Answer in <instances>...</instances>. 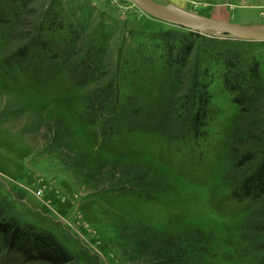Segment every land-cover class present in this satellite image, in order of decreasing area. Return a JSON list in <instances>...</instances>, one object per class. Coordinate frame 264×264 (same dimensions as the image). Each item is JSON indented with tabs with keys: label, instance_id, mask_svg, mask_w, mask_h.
<instances>
[{
	"label": "rangeland",
	"instance_id": "374dc122",
	"mask_svg": "<svg viewBox=\"0 0 264 264\" xmlns=\"http://www.w3.org/2000/svg\"><path fill=\"white\" fill-rule=\"evenodd\" d=\"M154 1L264 23V0ZM1 10V216L51 231L74 264H264V193L233 196L262 155L264 95L256 115L243 110L218 52L257 54L262 90L264 40L209 38L132 0ZM182 37L194 42L185 70L170 61ZM0 264L24 263L0 249Z\"/></svg>",
	"mask_w": 264,
	"mask_h": 264
},
{
	"label": "trees",
	"instance_id": "16d2710c",
	"mask_svg": "<svg viewBox=\"0 0 264 264\" xmlns=\"http://www.w3.org/2000/svg\"><path fill=\"white\" fill-rule=\"evenodd\" d=\"M2 15L4 13L1 10L0 20L3 18ZM208 37L215 38L212 35ZM231 40L251 41L235 38ZM193 44L192 39L180 38L175 55L171 54L173 57L170 61L180 64L185 70L191 62ZM173 50L170 52H173ZM227 51V54L218 51L225 58L226 68L222 72L225 87L235 93V101L241 104L243 110H250L252 115H256V105L260 103L264 95V85L263 89L260 90L262 80L261 60L257 57V54L251 56L246 54L250 56V59L247 60L245 56H242L241 50ZM198 85L200 88L198 107L193 114V125L196 128L203 123L209 100L207 84L202 82ZM248 102H251L249 109L246 107ZM263 111L264 108L261 112L264 114ZM258 119L259 122H255L254 128L258 130L259 135L256 144L262 148V155L254 170L233 189V196L237 199L246 197L256 199L264 193V115L261 114ZM246 156H249V154L243 155L241 160ZM0 249H5L8 253H16L21 257L24 264H74L75 262L73 255L51 231L38 228L31 223H21L12 217H3L1 213Z\"/></svg>",
	"mask_w": 264,
	"mask_h": 264
},
{
	"label": "water",
	"instance_id": "95a60500",
	"mask_svg": "<svg viewBox=\"0 0 264 264\" xmlns=\"http://www.w3.org/2000/svg\"><path fill=\"white\" fill-rule=\"evenodd\" d=\"M151 15L199 30L208 35L244 40H264V23H238L192 13L154 0H132Z\"/></svg>",
	"mask_w": 264,
	"mask_h": 264
},
{
	"label": "bare ground",
	"instance_id": "6f19581e",
	"mask_svg": "<svg viewBox=\"0 0 264 264\" xmlns=\"http://www.w3.org/2000/svg\"><path fill=\"white\" fill-rule=\"evenodd\" d=\"M156 18H158V17H156ZM160 19V18H159ZM161 20H163V19H161Z\"/></svg>",
	"mask_w": 264,
	"mask_h": 264
}]
</instances>
